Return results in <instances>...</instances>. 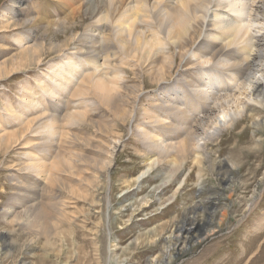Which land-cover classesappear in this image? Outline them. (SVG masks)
I'll return each mask as SVG.
<instances>
[{"label": "rangeland", "instance_id": "1", "mask_svg": "<svg viewBox=\"0 0 264 264\" xmlns=\"http://www.w3.org/2000/svg\"><path fill=\"white\" fill-rule=\"evenodd\" d=\"M10 1L0 0V12ZM53 1L24 0L20 15L0 19V264H162L171 256L170 264H264V109L224 129L199 164L189 157L170 178L167 163L147 169L145 146L136 133L163 85L149 75L130 74L119 96L124 110L92 95L72 98L78 107L74 127L69 131L65 121L55 119L58 137L65 129L66 136L72 133L62 138L63 146L60 137L50 139L39 125L48 118L45 107L34 109L23 101L27 89L47 88L46 72L61 59L57 47L68 45V37L82 34L91 22L84 0L67 7ZM33 43L38 46L27 49ZM178 65L177 60L166 85L177 81ZM44 146L68 150L63 157L75 159L77 174L62 166L51 170L46 164L54 160L43 158ZM29 154L46 167L32 170ZM45 173L61 180L53 178L54 187L44 188ZM183 219L194 231L182 233L183 243L172 250Z\"/></svg>", "mask_w": 264, "mask_h": 264}, {"label": "bare ground", "instance_id": "2", "mask_svg": "<svg viewBox=\"0 0 264 264\" xmlns=\"http://www.w3.org/2000/svg\"><path fill=\"white\" fill-rule=\"evenodd\" d=\"M57 1L67 7L74 0H56L53 3ZM23 3L24 0H11L9 5L2 8L0 19L7 22L20 15ZM83 9L88 12L90 24L83 29L82 34L76 31L68 37V45H62L64 48L68 46L67 49L57 47L61 59L46 72L47 88L40 87L38 93L27 89L29 98L23 100L24 106L34 109L41 108V105L45 107L48 118L39 125L47 129L45 133L50 139L60 137L55 131V119L65 121L67 130L78 121V118H74L76 113L73 110L77 102L72 100L73 97L81 99L92 95L103 103L116 106L128 76L146 74L154 77L157 85L163 86L151 97L148 111L142 116L143 124L136 125V133H139L145 146L147 169L167 163L171 166V178L185 159L190 157L192 162L199 164L208 154V145L224 129L233 123H242L249 114L259 115L264 109V0H84ZM26 43H29V38ZM29 45L27 49L34 47L33 50L38 46L34 43ZM177 60V69L181 74L177 76L176 82L166 85V77L172 73ZM68 89L72 92L66 97ZM81 111L77 110V113ZM71 120L74 123H68ZM28 124L23 122L24 126ZM64 132L60 137L62 143V138L68 133L66 129ZM41 151H45L43 158H53L52 164L45 163L51 166V170L62 166L64 172L70 171L72 176L77 174L75 159L63 157L68 150L65 153L62 148L51 150L44 146ZM28 158L32 162V170L46 167L45 161L39 160L37 155L29 154ZM60 161L62 163L57 166ZM45 174L47 176L44 178L41 175L37 177L42 178L44 188H51V180L60 179L61 176ZM192 231L194 227L186 229L184 220L177 237ZM177 237H174L176 243L172 250H177L179 244L183 243ZM171 261L172 256L162 264H170Z\"/></svg>", "mask_w": 264, "mask_h": 264}]
</instances>
